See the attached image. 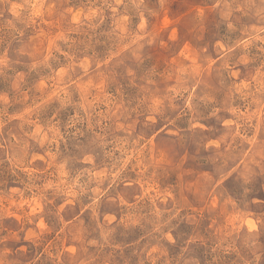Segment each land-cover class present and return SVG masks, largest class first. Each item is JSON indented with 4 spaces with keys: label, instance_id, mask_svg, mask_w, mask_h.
Masks as SVG:
<instances>
[{
    "label": "clouds",
    "instance_id": "obj_1",
    "mask_svg": "<svg viewBox=\"0 0 264 264\" xmlns=\"http://www.w3.org/2000/svg\"><path fill=\"white\" fill-rule=\"evenodd\" d=\"M103 3L122 18L116 25L122 30L113 29L117 46L106 59L93 60L91 73L85 70L84 75L97 83L111 84L117 94L109 97L101 89L88 102L92 111L93 105H113L105 114L111 123L100 129L99 137L102 142L111 137L108 142L114 143L113 151L105 154L112 159L111 167L105 170L111 179L108 187L137 184L138 179L130 175L133 172L140 179L146 173L155 176L158 169L183 176L184 166L191 161L199 170L194 188L198 206L212 223L205 237L197 234L185 240L179 259H170L166 251L177 244L171 224L177 212L165 216L159 211L125 224L137 233L131 243L112 242L113 225L100 238L77 243V252L69 258L53 239V221L37 203L40 199L49 205L43 192L55 186L37 184L40 177L32 171L33 161L42 157L30 154L21 118L9 114V101L0 94V264H133L125 257V248L133 249L134 264H264V0ZM24 6L35 9L37 16L41 9L44 15L50 11L46 0H25ZM221 7L228 30L247 37L242 41L245 49L254 41L261 43L251 57L247 51L241 55L228 49L236 57L233 68L243 64L248 69L243 74L246 83L232 81L226 98L217 103L208 94L192 95L187 80L192 78L197 87L201 82L190 73L181 76L175 86L168 87L167 81L175 77L176 69L169 57L183 63L180 49L200 45L205 39L202 28ZM257 64L254 74L252 69ZM230 75L239 80L241 73L237 69ZM128 89L133 94L126 103H118ZM185 93L188 95L182 100ZM189 113L187 126H178ZM90 114L86 108L85 115ZM170 128L175 130L173 135L166 134ZM189 140L196 145L192 153L182 151ZM87 159L91 162L92 157ZM87 179L94 176L90 174ZM186 188L193 190L183 181L176 185L174 205ZM49 212L54 213V209ZM197 240L209 257L203 261L190 255Z\"/></svg>",
    "mask_w": 264,
    "mask_h": 264
},
{
    "label": "rangeland",
    "instance_id": "obj_2",
    "mask_svg": "<svg viewBox=\"0 0 264 264\" xmlns=\"http://www.w3.org/2000/svg\"><path fill=\"white\" fill-rule=\"evenodd\" d=\"M46 3L50 6L48 14L44 15L41 9V15L37 16L35 9H25V0H0V94L9 101V114L21 118L30 154L42 157L33 161L32 171L40 177L37 184L55 186L43 192L49 205L37 199L47 218L53 221L54 241H58L71 258L77 252V243L98 239L113 225L112 242L128 244L137 235L135 229L125 228L130 219H147L156 211L165 216L177 212L171 221L177 244L166 251L170 259H179L185 240L197 234L205 237L212 223L198 206L195 196L199 170L189 161L184 166L183 176L158 169L155 176L146 173L140 179L133 172L130 175L138 179L137 184L108 187L111 179L107 178L105 170L111 167L112 159L105 154L113 151L114 143L108 142L111 137L106 136L103 142L99 137L100 129L111 123L105 119V114L113 105H93L94 111L88 108V102L96 98L101 89L109 97L117 95L111 84L89 80L84 72L91 73L93 60L106 59L117 46L113 29L122 18L114 15L103 0H46ZM202 32L205 39L199 46L185 45L180 49L183 63L175 56L169 57L176 69L175 77L167 81V86H175L181 76L190 73L201 82L197 87L192 78L187 80L192 95L208 94L214 102L222 103L232 81L246 83L243 74L248 71L243 64L233 68L236 57L228 49L241 55L247 51L251 57L261 42L254 41L245 49L242 41L247 37L242 32L228 30L222 7L205 23ZM258 68L259 64L252 69L254 74ZM237 69L241 73L239 80L230 75ZM132 94L133 90H126L118 103H126ZM187 95L185 93L181 99L185 100ZM86 108L90 115H85ZM191 115L182 117L178 126L186 127ZM174 131L170 128L166 134L173 135ZM152 143L155 146V140ZM195 147L189 140L182 151L192 153ZM89 156L91 162L87 159ZM90 174L93 180L87 179ZM180 181L193 190L186 188L179 203L174 205L172 201ZM50 208L54 213L49 212ZM132 251L125 248L124 255L134 264L136 257L132 256ZM190 255L202 261L209 258L199 240L190 249Z\"/></svg>",
    "mask_w": 264,
    "mask_h": 264
}]
</instances>
